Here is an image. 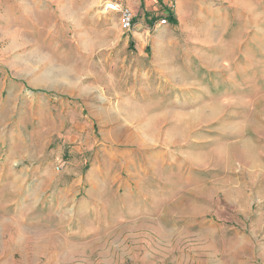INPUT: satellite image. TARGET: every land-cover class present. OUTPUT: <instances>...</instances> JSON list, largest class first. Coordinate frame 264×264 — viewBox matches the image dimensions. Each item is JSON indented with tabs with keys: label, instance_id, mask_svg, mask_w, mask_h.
<instances>
[{
	"label": "rangeland",
	"instance_id": "rangeland-1",
	"mask_svg": "<svg viewBox=\"0 0 264 264\" xmlns=\"http://www.w3.org/2000/svg\"><path fill=\"white\" fill-rule=\"evenodd\" d=\"M106 1L0 0V264H264V0Z\"/></svg>",
	"mask_w": 264,
	"mask_h": 264
},
{
	"label": "crops",
	"instance_id": "crops-1",
	"mask_svg": "<svg viewBox=\"0 0 264 264\" xmlns=\"http://www.w3.org/2000/svg\"><path fill=\"white\" fill-rule=\"evenodd\" d=\"M110 1V0H107ZM125 3V6L130 8L132 11L135 9H141L143 14V19H136V15L134 18V21L136 20V25H135V31L133 33L132 39L135 41H141V40H146V35L149 34L150 31L155 30L157 31L160 29L161 31H166L167 27H174L177 28L178 26L181 25L182 23V18H183V11L180 8L179 1L177 0H122ZM170 15L176 20V24H170L169 21L166 19V17ZM157 18L165 19L166 24L165 25H159ZM154 19H156L154 21ZM166 37H161V38H156V42H166ZM116 40V39H115ZM146 51L145 49H142L138 51L136 54V60L140 62L138 65L139 68H137V72L142 70L143 68H148V61L147 59V54H145ZM127 56L125 55L124 58ZM131 58L130 60L126 61L127 65L132 66L134 63V59L131 55H129ZM125 63V62H124ZM147 66V67H146ZM144 71L147 69H143ZM119 97V93H114L113 96ZM121 99V98H120ZM119 101V100H118ZM120 102H124V106L122 107V103H112V111L108 115L107 118L105 119L104 114H102V118L100 120L106 124V122L110 121L112 122V147L113 145L120 144L121 143H127L129 141V138L131 135H128L130 133V125L134 118L130 115L125 114L123 111H130L132 107H140V103L135 101L134 99L131 98V96H126L125 98H122ZM132 102V103H130ZM127 105V106H126ZM123 110V111H122ZM123 112V113H122ZM138 120L143 121L148 120V117L146 118L145 116L141 117H136ZM130 136V137H128ZM124 138V139H123ZM130 141H133L131 139ZM140 142H144V139H140ZM147 142V141H146ZM124 149V148H122ZM112 160L117 161L118 156H113L112 155Z\"/></svg>",
	"mask_w": 264,
	"mask_h": 264
},
{
	"label": "built area",
	"instance_id": "built-area-1",
	"mask_svg": "<svg viewBox=\"0 0 264 264\" xmlns=\"http://www.w3.org/2000/svg\"><path fill=\"white\" fill-rule=\"evenodd\" d=\"M105 9L109 12L117 14L121 31L128 33L134 28L135 15L130 8L115 0H110L105 2ZM158 23L162 26L167 22L165 19H160Z\"/></svg>",
	"mask_w": 264,
	"mask_h": 264
},
{
	"label": "trees",
	"instance_id": "trees-1",
	"mask_svg": "<svg viewBox=\"0 0 264 264\" xmlns=\"http://www.w3.org/2000/svg\"><path fill=\"white\" fill-rule=\"evenodd\" d=\"M166 19L169 21L170 24H173V25L176 24V20H175L173 17H171L170 15H168V16L166 17ZM155 20H156V19H154V21H155Z\"/></svg>",
	"mask_w": 264,
	"mask_h": 264
}]
</instances>
